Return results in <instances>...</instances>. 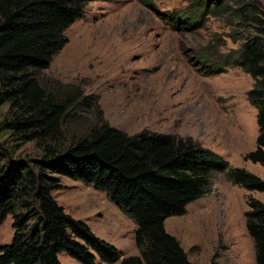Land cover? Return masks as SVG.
I'll return each instance as SVG.
<instances>
[{
	"label": "rangeland",
	"instance_id": "1",
	"mask_svg": "<svg viewBox=\"0 0 264 264\" xmlns=\"http://www.w3.org/2000/svg\"><path fill=\"white\" fill-rule=\"evenodd\" d=\"M145 2H90L83 17L64 32L67 42L49 67L36 73L45 90L61 99L74 96L70 101L76 107L71 109L72 117L62 121L61 141L68 145L100 118L127 135L146 130L190 139L264 181V167L245 158L255 150L258 134L256 110L246 97L253 80L230 66L223 73L203 76L197 71L200 63H195L205 60L225 67L228 56L254 32L248 19L210 13L202 15L198 28L182 30L186 21L177 19V14H203L195 11L193 0ZM236 2L228 4L233 9ZM244 2L264 9L263 0ZM200 54L205 58L199 59ZM83 98L90 99L87 107ZM7 113L4 104L0 107L2 165L5 160L39 159L41 151L34 142L17 140L7 129ZM60 184L62 189L52 195L66 214L84 222L123 257L139 255L133 239L135 223L104 192L65 177H60ZM247 197L264 203V193L234 186L217 171L210 192L190 203L183 216L166 219L165 230L179 242L190 264H257L245 228ZM12 236L8 216L0 225V246L9 244ZM58 260L81 264L65 252L58 254ZM96 264L108 263L97 260Z\"/></svg>",
	"mask_w": 264,
	"mask_h": 264
},
{
	"label": "trees",
	"instance_id": "2",
	"mask_svg": "<svg viewBox=\"0 0 264 264\" xmlns=\"http://www.w3.org/2000/svg\"><path fill=\"white\" fill-rule=\"evenodd\" d=\"M93 1L98 0H0V107L8 104L5 126L17 140L34 142L41 151L31 162L5 160L2 165L0 160V225L11 216L13 229L11 242L0 246V264H61L62 252L81 264H190L179 242L166 232V219L183 216L190 203L208 194L217 171L246 191L264 193V181L190 139L146 130L127 135L100 118L65 146L61 124L72 117L74 96L61 99L45 90L36 73L49 67L67 42L64 32ZM229 1L193 0L195 11L203 14L180 13L176 18L184 17L182 30L198 28L202 15L210 13L248 19L254 32L228 56L225 67L205 60L195 63H200L197 71L203 76L230 66L253 80L246 97L256 110L258 134L255 150L245 158L264 167V9L244 0H236L232 9ZM204 58L200 54L199 59ZM89 102L83 98L82 105ZM60 177L104 192L135 223L139 255L123 257L84 222L66 214L52 195L62 189ZM247 205L245 228L256 263L264 264V203L247 197Z\"/></svg>",
	"mask_w": 264,
	"mask_h": 264
}]
</instances>
